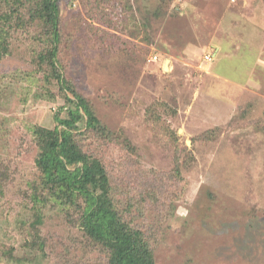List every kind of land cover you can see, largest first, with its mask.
<instances>
[{"label":"rangeland","instance_id":"rangeland-1","mask_svg":"<svg viewBox=\"0 0 264 264\" xmlns=\"http://www.w3.org/2000/svg\"><path fill=\"white\" fill-rule=\"evenodd\" d=\"M60 6L65 77L115 133L80 142L103 161L156 264H264V0ZM32 48L18 32L0 61V264H15L3 255L12 248L21 264H96L57 209L43 210L44 251L27 245L39 154L31 127H54L62 103L57 85L58 102L36 97ZM245 69L248 85L229 86V73Z\"/></svg>","mask_w":264,"mask_h":264},{"label":"trees","instance_id":"trees-1","mask_svg":"<svg viewBox=\"0 0 264 264\" xmlns=\"http://www.w3.org/2000/svg\"><path fill=\"white\" fill-rule=\"evenodd\" d=\"M60 2L0 0V61L11 55L13 36L18 32L27 34L33 47V69L28 76L39 81L42 88L36 97L58 102L51 89L57 85L62 100L53 115L54 127H31L39 154L33 179L28 182L25 193L35 217L29 229L32 241L27 245L44 251L40 230L43 210L53 208L60 211L67 222L75 224L85 249L98 254L96 264H156L146 232L129 219L130 207L121 205L117 199L103 161L85 151L80 142L84 137L108 142L115 133L65 77L60 62ZM123 143L125 148L134 150L130 141ZM176 166L179 167L177 162ZM3 255L15 264L24 261L13 248Z\"/></svg>","mask_w":264,"mask_h":264},{"label":"crops","instance_id":"crops-1","mask_svg":"<svg viewBox=\"0 0 264 264\" xmlns=\"http://www.w3.org/2000/svg\"><path fill=\"white\" fill-rule=\"evenodd\" d=\"M218 52H219V48L217 47L215 55H214V59L217 57ZM255 68H256V66H255ZM251 72H252V70L250 72H247L246 69H245L243 72H241V73L244 74V78H241V79L237 77V75L235 74L236 72L232 73V74L229 73V86L242 87L245 84L248 85V83H246V82L249 81ZM215 74H217L216 75L217 78L218 77H222V73H215Z\"/></svg>","mask_w":264,"mask_h":264},{"label":"built area","instance_id":"built-area-1","mask_svg":"<svg viewBox=\"0 0 264 264\" xmlns=\"http://www.w3.org/2000/svg\"><path fill=\"white\" fill-rule=\"evenodd\" d=\"M155 59H157V57H155ZM206 59L208 60V61H211V60H213L214 59V55H211V56H206Z\"/></svg>","mask_w":264,"mask_h":264},{"label":"water","instance_id":"water-1","mask_svg":"<svg viewBox=\"0 0 264 264\" xmlns=\"http://www.w3.org/2000/svg\"><path fill=\"white\" fill-rule=\"evenodd\" d=\"M166 69L168 70V66H166Z\"/></svg>","mask_w":264,"mask_h":264}]
</instances>
